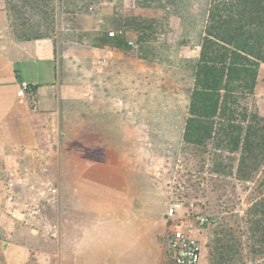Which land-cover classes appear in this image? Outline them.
I'll return each instance as SVG.
<instances>
[{
	"label": "rangeland",
	"instance_id": "rangeland-1",
	"mask_svg": "<svg viewBox=\"0 0 264 264\" xmlns=\"http://www.w3.org/2000/svg\"><path fill=\"white\" fill-rule=\"evenodd\" d=\"M208 1L6 0V4L15 37L50 36L57 51L61 40L67 34L70 36L68 31L85 22L81 13L109 10V15L103 16L102 26L89 42L96 45L97 37L104 31L130 35L127 40H132L133 45H127L141 61L138 93L131 96L129 92L124 100H105L103 105L98 101V108L101 106L102 110L93 116L92 132H87V100L78 101L76 109L81 110L80 115H69L67 119L68 123L72 119L76 121L79 131L78 134L68 133L76 138L63 150L83 159L112 155L139 171L140 187L149 191L147 198L152 192L151 198L155 200L154 204L150 203V194L151 205L146 204L151 208L148 217L165 211L174 203L177 204L176 215L186 214L192 204L197 213L214 217L215 222L209 227H192L202 245L197 264H264V256L251 254L246 215L247 208L264 188L260 185L261 172L249 180L239 179L236 174L238 152L215 150L211 142L200 147L182 140ZM85 35L88 39V34ZM110 92L113 93L108 94L115 96L114 91ZM246 103L251 111L264 117V64L259 66L255 88ZM122 126L124 130L119 131ZM50 131L59 139L62 137L60 117L51 122ZM19 153L18 159H23L22 150ZM34 153L38 155L35 157ZM39 155L40 152L34 151L31 160L24 165L28 169L27 175L12 171L25 181L16 189L22 196L25 212L29 200L39 197L47 181L43 177ZM0 159H5L2 149ZM144 202L142 200L140 205L144 206ZM39 204L40 214L27 219L28 227L37 231L39 238L36 241L44 248H50L49 239L60 242L63 237L68 249L82 228L81 222L72 224L69 221L64 227L61 199L57 204L40 199ZM223 236L225 239L232 237L229 243L237 241L238 247L228 252L219 249V239ZM163 264L168 263L165 260Z\"/></svg>",
	"mask_w": 264,
	"mask_h": 264
},
{
	"label": "crops",
	"instance_id": "crops-1",
	"mask_svg": "<svg viewBox=\"0 0 264 264\" xmlns=\"http://www.w3.org/2000/svg\"><path fill=\"white\" fill-rule=\"evenodd\" d=\"M104 10L81 13L85 22L68 31L70 36L61 40L57 51L50 36L15 37L6 0H0V150L5 158L0 159V264L165 261L166 210L148 217L151 208L146 204L155 200L151 192L150 202V194L146 197L149 191L140 187L139 171L112 155L83 159L63 150L76 138L68 133L79 131L77 122L72 119L68 123L67 119L80 115L78 101L87 100V132H92L93 116L102 110L98 101L103 105L105 100H124L129 92L131 96L138 93L141 61L134 49H112L89 42L102 26L103 16L109 15V10ZM19 80L34 87L36 111L27 98L17 96ZM59 117L60 139L50 131L51 122ZM19 150L23 159H18ZM34 151L40 152L43 177L60 188L64 227L69 221L81 222L82 228L68 249L63 237L60 242L49 239L50 248L36 241L39 237L34 228L28 227L20 191L16 190L12 201L5 198L3 187L8 173L18 170L27 175L24 165Z\"/></svg>",
	"mask_w": 264,
	"mask_h": 264
},
{
	"label": "trees",
	"instance_id": "trees-1",
	"mask_svg": "<svg viewBox=\"0 0 264 264\" xmlns=\"http://www.w3.org/2000/svg\"><path fill=\"white\" fill-rule=\"evenodd\" d=\"M130 35L100 33L97 46L124 49ZM192 74L182 140L186 144L238 152L236 174L264 187V117L246 103L264 64V0H209ZM34 88V87H33ZM251 254L264 256V188L246 210ZM232 237L220 248L238 247Z\"/></svg>",
	"mask_w": 264,
	"mask_h": 264
},
{
	"label": "built area",
	"instance_id": "built-area-1",
	"mask_svg": "<svg viewBox=\"0 0 264 264\" xmlns=\"http://www.w3.org/2000/svg\"><path fill=\"white\" fill-rule=\"evenodd\" d=\"M110 34H113L110 32ZM129 45H133L132 40H128ZM16 94L20 98H27L29 106L32 110H37V101L34 98L35 90L25 80H19ZM160 172H157L159 175ZM22 176H15L13 173H8L5 178L3 190L5 198L11 201L14 198L15 190L24 184ZM45 200L48 203L57 204L60 202V188L57 184L51 181H45L40 192L39 197H33L29 200V206L25 212V217L36 218L40 214L39 200ZM177 204H170L167 207L166 215V230L163 234V246L165 250V260L168 264H197L202 255V245L200 239L192 231L195 225L200 229L209 227L215 222L214 217L199 214L195 209L191 208L186 214L176 215ZM55 236L56 233L54 232ZM9 264V263H1Z\"/></svg>",
	"mask_w": 264,
	"mask_h": 264
},
{
	"label": "water",
	"instance_id": "water-1",
	"mask_svg": "<svg viewBox=\"0 0 264 264\" xmlns=\"http://www.w3.org/2000/svg\"><path fill=\"white\" fill-rule=\"evenodd\" d=\"M38 155V153H34V156L36 157ZM34 164L36 165L37 164V161L34 160Z\"/></svg>",
	"mask_w": 264,
	"mask_h": 264
}]
</instances>
